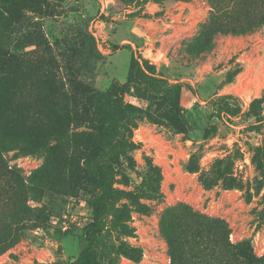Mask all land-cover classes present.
<instances>
[{"label":"rangeland","instance_id":"1","mask_svg":"<svg viewBox=\"0 0 264 264\" xmlns=\"http://www.w3.org/2000/svg\"><path fill=\"white\" fill-rule=\"evenodd\" d=\"M209 12L208 0H0V93L15 92L19 101L33 94L46 114L15 117L7 127L12 140L40 142V149L3 153L32 192L30 211L22 209L29 219L0 264H73L91 220V184L81 169L90 151L106 148L110 87L125 83L136 63L147 77L125 88L135 146L112 163L114 203L124 210L99 232L98 261L170 264L160 219L176 204L223 219L232 242L263 254L255 152L264 123L249 124L264 122V27L217 34L210 51L195 54L187 43ZM66 75L75 93L61 85ZM60 132L68 134L64 144ZM208 174L214 178L205 183Z\"/></svg>","mask_w":264,"mask_h":264},{"label":"trees","instance_id":"2","mask_svg":"<svg viewBox=\"0 0 264 264\" xmlns=\"http://www.w3.org/2000/svg\"><path fill=\"white\" fill-rule=\"evenodd\" d=\"M208 1L210 4L208 19L200 24L197 34L187 43L188 49L195 54L210 51L214 44L213 38L217 34L241 35L264 27V0ZM135 67L136 71L128 75L125 83L111 85L114 99L110 110L102 115L107 131L102 136L101 143L106 145V148L98 152L90 151L81 169L82 174L87 176L91 184L89 199L91 220L83 227L84 246L73 264H100L96 257L97 236L108 222L116 223L119 214L124 210L123 206L114 203L116 190L112 163L114 157L135 146L132 140V107L125 99L127 94L125 88L132 83H142L143 77H147L138 63ZM40 71L45 74L47 70ZM65 78H62L64 83L61 85L75 93V83L68 76V80ZM3 79L0 73V83ZM26 97L27 100L19 101L15 99L17 98L15 92L0 93L2 99L0 102V254L16 243L18 229L23 226L22 221L29 219L22 209L30 211L25 202L27 194L32 190L24 184L19 169L15 165H8L3 158V153L11 148H17L23 153H37L40 149L38 148L40 142L34 145L33 142L23 143L20 139L12 140V132L9 133L7 130V127L12 126L17 120L15 117H21L25 122L36 118L44 120L43 117L46 116L44 110L35 107L36 103L30 99L33 98V94ZM260 102L261 98L253 99L250 106ZM225 112L234 114V110L230 107H226ZM86 115H89L88 112ZM179 117L183 119L184 115ZM255 122L259 124L253 125ZM263 123L255 117L249 126L259 129ZM211 128L214 129V125H211ZM57 140L66 143L68 134L60 132ZM255 158L262 174L260 188L263 190V209L260 215L264 217V142L256 148ZM67 160L72 162V158ZM218 162L220 160L215 161ZM71 177L74 180L75 176ZM207 177V175L205 178L203 176V182H211L212 177L214 178L210 175L211 178L208 177L207 180ZM228 185L232 186V184ZM160 227L168 246L170 264H264V252L256 255L247 241L234 243L229 239L230 230L223 219L210 217L187 205L176 204L167 207L161 216Z\"/></svg>","mask_w":264,"mask_h":264}]
</instances>
